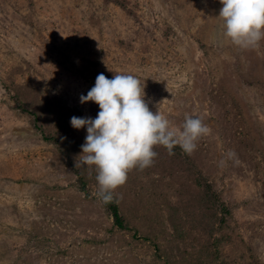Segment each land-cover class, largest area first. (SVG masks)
I'll return each instance as SVG.
<instances>
[{
	"label": "rangeland",
	"instance_id": "374dc122",
	"mask_svg": "<svg viewBox=\"0 0 264 264\" xmlns=\"http://www.w3.org/2000/svg\"><path fill=\"white\" fill-rule=\"evenodd\" d=\"M221 7L0 0V264H264V39L232 43ZM101 73L134 75L172 126L210 130L191 155L156 145L129 170L123 226L70 123L96 117L80 97Z\"/></svg>",
	"mask_w": 264,
	"mask_h": 264
},
{
	"label": "clouds",
	"instance_id": "9594fccd",
	"mask_svg": "<svg viewBox=\"0 0 264 264\" xmlns=\"http://www.w3.org/2000/svg\"><path fill=\"white\" fill-rule=\"evenodd\" d=\"M220 3L218 17L224 36L232 43L247 49L264 39V0ZM144 97V87L134 75L115 73L109 79L101 73L87 94L80 97L81 103L93 101L99 105L96 117L73 116L70 120L73 128H86L79 164L95 166L98 196L106 204L113 201V191L126 183L129 170L152 164L157 155L154 146L166 147L169 154L179 146L191 155L196 141L210 131L200 117L190 115L180 127L172 126L159 108L150 110ZM233 155L228 153L229 157Z\"/></svg>",
	"mask_w": 264,
	"mask_h": 264
},
{
	"label": "trees",
	"instance_id": "16d2710c",
	"mask_svg": "<svg viewBox=\"0 0 264 264\" xmlns=\"http://www.w3.org/2000/svg\"><path fill=\"white\" fill-rule=\"evenodd\" d=\"M109 209L112 211L113 217L117 224L119 226H123V219L122 216L120 215L119 209H118V204L117 202L112 201L111 203H107Z\"/></svg>",
	"mask_w": 264,
	"mask_h": 264
}]
</instances>
